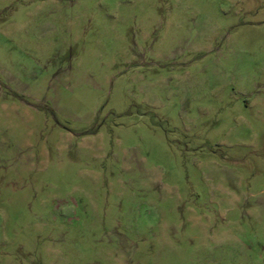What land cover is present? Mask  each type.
<instances>
[{
    "label": "rangeland",
    "instance_id": "rangeland-1",
    "mask_svg": "<svg viewBox=\"0 0 264 264\" xmlns=\"http://www.w3.org/2000/svg\"><path fill=\"white\" fill-rule=\"evenodd\" d=\"M0 264H264V0H0Z\"/></svg>",
    "mask_w": 264,
    "mask_h": 264
}]
</instances>
